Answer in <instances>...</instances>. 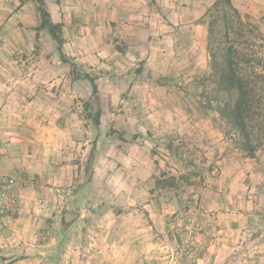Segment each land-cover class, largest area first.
<instances>
[{
	"label": "rangeland",
	"instance_id": "rangeland-1",
	"mask_svg": "<svg viewBox=\"0 0 264 264\" xmlns=\"http://www.w3.org/2000/svg\"><path fill=\"white\" fill-rule=\"evenodd\" d=\"M31 1L37 14L38 5ZM64 1L67 11V5L82 11L87 2ZM215 1H150V7L158 11H173V22L201 24L200 30H173L171 59L156 55L150 63L115 58L105 64L64 62L58 43L45 29L44 40H53L56 46L48 44L45 55L54 53L65 63L62 71L70 68L77 79L72 87L76 91H53L45 98L47 110L23 113L31 114L28 123L14 119L15 113L2 114L7 118L0 119L4 121L0 142L8 144L7 153L12 155L17 146L25 156H44L46 167L43 175L33 179L24 171L0 176V264H250L254 257L245 252L253 241L249 229L244 234L230 232L238 240L239 251L213 263L207 250L213 238L208 201L236 195L221 184L264 183V175L251 177L250 170L231 175L221 163L225 156L253 158L250 161L255 163L261 159L263 173L264 135L250 156L221 115L220 109L233 102L237 92L221 89L212 69L208 22ZM233 2L255 27L252 51L264 58V0ZM53 8L51 15H57ZM158 18L154 19L157 25ZM159 30L152 35L156 41L162 35ZM198 37L202 42L197 43ZM179 40L186 45L176 46ZM117 46L123 48V42ZM41 49L38 45L33 53L41 55ZM28 65V70L49 69L43 63ZM147 69L157 89L135 91L133 80L126 89L121 76ZM86 76L94 79L99 102ZM54 82L41 84L53 89L59 84ZM144 85L146 90L151 87ZM59 100L64 104L61 109L56 105ZM98 108L102 112L99 124ZM158 179L165 183L159 185ZM168 180L175 185L165 187ZM254 193L264 198L261 192ZM251 194L242 189L237 197L244 200ZM66 212H76L79 218L68 224ZM263 222L257 227H264Z\"/></svg>",
	"mask_w": 264,
	"mask_h": 264
},
{
	"label": "crops",
	"instance_id": "crops-1",
	"mask_svg": "<svg viewBox=\"0 0 264 264\" xmlns=\"http://www.w3.org/2000/svg\"><path fill=\"white\" fill-rule=\"evenodd\" d=\"M150 1L152 2V0H87L82 11L78 6L69 7L68 5L69 11L65 10L64 0H55V2L47 0V3L50 11H52L51 7H54L53 10L57 12V15L52 14L54 21L62 24L63 51L67 59L72 63L90 61L95 64L102 61L105 64L112 62V58L122 62L140 61L141 63H150L156 55L160 59H171L173 30L185 28L200 30V23V25L195 23L183 25L173 22L174 19L171 17L174 15L173 11H158L150 7ZM157 16H161L158 18V25L154 21ZM38 26L39 19L31 0L26 2L0 0V119L2 120L7 118L2 114L11 112L15 113L14 119L19 118L28 123L31 114L27 117L23 114L25 111L38 113L47 110L49 104L45 98L50 94L53 95V91L55 94H63L65 91L73 92L77 85L75 81L77 79L70 68L62 71L61 68H65V63L53 55L54 53L45 55L48 44L56 46L53 40H44L46 30H38ZM158 29L162 35L158 36L156 41L155 36L152 35L156 34ZM117 38L118 41H116ZM198 39L197 43L202 42L200 37ZM183 41H177L176 46L186 45ZM120 42H123V48L117 46ZM158 44L160 46L155 47ZM38 45L42 48L41 55L33 53ZM191 57L195 59L194 55ZM45 58L49 60V64L45 63ZM32 63L46 64L49 69L47 67L40 70L35 66V69L28 70V64ZM66 64L71 67L69 63ZM135 72V74L126 73L121 76L127 85L126 89L130 88L132 80V89L135 91H138L140 87L145 88L146 92L157 89L152 87L154 77L150 75L148 69ZM46 80H54V84L59 81V84L56 88L50 89L41 84ZM63 80L64 85H62ZM143 83L151 87L146 90ZM126 89L123 93L127 92ZM56 105L61 109L64 104L59 100ZM65 106L70 107L68 104ZM37 113L35 116H38ZM8 122H11V119ZM0 123L4 121L0 120ZM189 126L192 127L190 124ZM1 137L3 134L0 135V139ZM7 147H9L7 143L0 142V176L6 172L15 175L24 171L29 179H33L36 175L44 174L46 167L44 156L39 157L36 153L25 156L17 150V146H14L15 152L11 155L7 153ZM250 160L253 158L225 156L221 163L225 168L228 167L225 172L231 175L234 173L243 175L244 171L250 170L251 177H262L264 172L262 173L263 170L260 168L261 159H258L256 163ZM222 185L236 195L231 194L227 195L226 199L218 197L208 201L207 206L213 214V218L208 223L209 234L213 238L207 250L213 258L212 262L215 263L222 255H230L235 250L239 251L240 248L235 247V242L238 240L232 236L239 232L244 234L245 230L249 229L253 232L251 235L253 241L245 248V252H250L249 254L254 257L250 264H264V227H257L264 220V198H257V193H254L261 192L264 195V183L249 182L245 186L235 181ZM242 189L251 191L253 194L244 200L238 199L237 196L241 195L237 193ZM245 218L246 222L243 224Z\"/></svg>",
	"mask_w": 264,
	"mask_h": 264
},
{
	"label": "trees",
	"instance_id": "trees-1",
	"mask_svg": "<svg viewBox=\"0 0 264 264\" xmlns=\"http://www.w3.org/2000/svg\"><path fill=\"white\" fill-rule=\"evenodd\" d=\"M37 3L38 30L46 29L58 43L61 60L68 62L63 51L62 24L52 19L45 0ZM208 47L211 52L212 69L219 87L235 90L237 98L220 109L241 139L242 149L254 156L261 145L264 131V58L252 51L257 41L254 26L235 6L233 0H216L209 10ZM93 92L99 102L98 87L90 76ZM101 109L96 112V123H100ZM176 178L173 177L172 180ZM168 180L165 187L174 186ZM157 183L164 184L158 179Z\"/></svg>",
	"mask_w": 264,
	"mask_h": 264
},
{
	"label": "water",
	"instance_id": "water-1",
	"mask_svg": "<svg viewBox=\"0 0 264 264\" xmlns=\"http://www.w3.org/2000/svg\"><path fill=\"white\" fill-rule=\"evenodd\" d=\"M77 218H79V214L76 212H66L64 215V221L66 223H72L73 221H75Z\"/></svg>",
	"mask_w": 264,
	"mask_h": 264
},
{
	"label": "built area",
	"instance_id": "built-area-1",
	"mask_svg": "<svg viewBox=\"0 0 264 264\" xmlns=\"http://www.w3.org/2000/svg\"><path fill=\"white\" fill-rule=\"evenodd\" d=\"M202 103H203V104H207V101H206V100H202Z\"/></svg>",
	"mask_w": 264,
	"mask_h": 264
}]
</instances>
